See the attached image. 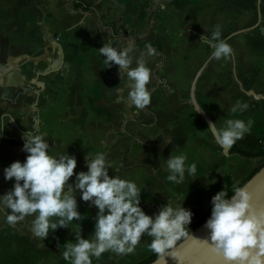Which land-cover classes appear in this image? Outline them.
I'll list each match as a JSON object with an SVG mask.
<instances>
[{
  "label": "crops",
  "instance_id": "0c3cea01",
  "mask_svg": "<svg viewBox=\"0 0 264 264\" xmlns=\"http://www.w3.org/2000/svg\"><path fill=\"white\" fill-rule=\"evenodd\" d=\"M217 25L233 54L207 63L213 49L200 37H211ZM244 28L251 29L228 35ZM108 41L118 48L131 42L134 57L149 44L155 49L147 58L146 108L126 103V73L121 81L118 66L108 68L98 51ZM237 101L247 104L244 112L230 111ZM205 115L218 128L226 119H250V132L236 143L249 152L264 148V0H0V196L15 183L4 179V169L27 156L23 146L4 140L24 143L23 134L37 130L50 155L76 157L77 174L87 171L86 156L104 153L110 176L140 188L148 215L168 200L207 214L212 197L226 191V176L237 185L264 158L227 155ZM181 153L197 171L175 184L167 179L166 160ZM80 197L77 191L83 219L50 230L45 240L30 231L34 217L12 227L0 211V254L11 252L10 264H70L64 245L75 243L79 226L89 238L98 212ZM150 242L145 236L134 253H104L93 264H136L153 254Z\"/></svg>",
  "mask_w": 264,
  "mask_h": 264
},
{
  "label": "clouds",
  "instance_id": "9594fccd",
  "mask_svg": "<svg viewBox=\"0 0 264 264\" xmlns=\"http://www.w3.org/2000/svg\"><path fill=\"white\" fill-rule=\"evenodd\" d=\"M200 42L208 44L213 51L207 63L233 54L231 46L221 39L220 26H215L211 37L204 34ZM99 53L104 63L111 68L118 66L127 80L122 81L128 89L127 101L136 109H144L151 102V93L147 85L151 79V70L147 67V58L156 55L149 44L145 52L134 57V48L114 47L111 41L104 43ZM135 61V67H132ZM123 92L124 88L117 87ZM247 104L239 101L231 107L232 113L244 112ZM199 113H203L201 110ZM14 122V121H13ZM252 121L226 119L223 126L209 122L215 142L227 151L238 140L249 133ZM37 130L23 134V151L27 153L23 163L16 161L4 169V179L15 183L13 188L0 196V211L6 215L9 225L15 227L26 217H34L30 231L34 237L45 240L49 231L68 228L73 221L83 219L78 211L76 192L81 199L95 206L94 232L84 238L82 229L75 233V243H66L62 255L70 264H93V258L99 259L104 253L117 256L135 252L143 237L151 238L147 245L163 264H196L195 257H218L223 264H262L264 258V209H257L254 195L246 187H237L234 194L227 198L225 190L212 197L211 215L204 227L206 238L194 237L189 230L193 213L183 206H173V202L160 207L154 215L144 212L141 205V190L133 181L119 176H110L111 163L104 153H97L91 160L85 157L87 171L75 172L77 159L66 152L50 155V145ZM187 157L181 153L171 155L166 160L168 181L175 184L184 182L186 173L195 178V163L186 166ZM75 176L74 183H69ZM194 242L186 254L179 251L178 242ZM201 264H207L201 261Z\"/></svg>",
  "mask_w": 264,
  "mask_h": 264
},
{
  "label": "water",
  "instance_id": "95a60500",
  "mask_svg": "<svg viewBox=\"0 0 264 264\" xmlns=\"http://www.w3.org/2000/svg\"><path fill=\"white\" fill-rule=\"evenodd\" d=\"M258 14H259V19L261 18V1L258 2ZM251 28H244L237 30L233 32L230 37H233L237 34L246 32L250 30ZM250 94H255L254 92H249ZM205 119L208 122H213L212 119L205 115ZM212 132V130H211ZM230 149L225 151L227 155L230 154ZM246 187L249 192H251L254 195V201L253 203L255 204L256 208L259 209H264V165L255 173L253 174L242 186L241 188ZM230 198V197H229ZM210 216H208L198 227H196L191 233L193 234L194 237L197 238H206L208 235V232L206 228L204 227L206 221L209 219ZM180 245L179 251L182 254H186L188 250L192 247L195 246L194 242H179ZM196 264H201V261H206L207 264H223V261L218 258V257H211V256H197L195 258ZM262 259V264H264V258ZM148 264H163V262L157 257L154 259L152 262ZM169 264H174L173 261L169 260Z\"/></svg>",
  "mask_w": 264,
  "mask_h": 264
},
{
  "label": "trees",
  "instance_id": "16d2710c",
  "mask_svg": "<svg viewBox=\"0 0 264 264\" xmlns=\"http://www.w3.org/2000/svg\"><path fill=\"white\" fill-rule=\"evenodd\" d=\"M77 2H79L80 0H76ZM80 4V3H79ZM76 4V5H79ZM3 144H8V145H16V146H23L24 143L21 141H16V140H11V139H6L4 140ZM2 144V145H3ZM231 153H237V154H241L247 158H264V148L261 149L258 152H249L243 148H240L237 143H235L232 148H231ZM264 165V162L259 165L257 168H255L251 174L246 178V180H244L243 182L239 183V184H235V182L233 181L231 176H226V194H227V198L231 197L234 194V190L237 187H241L253 174H255L262 166ZM193 213V216L195 218V221L191 222V224L189 225V230L193 231L196 227H198L208 216L211 215V211L207 214H201L198 210L196 209H192L190 210ZM179 243V242H178ZM157 258V255L155 253L149 255L148 257L142 259L141 261H139L136 264H148L150 262H152L154 259Z\"/></svg>",
  "mask_w": 264,
  "mask_h": 264
},
{
  "label": "rangeland",
  "instance_id": "374dc122",
  "mask_svg": "<svg viewBox=\"0 0 264 264\" xmlns=\"http://www.w3.org/2000/svg\"><path fill=\"white\" fill-rule=\"evenodd\" d=\"M233 32L230 31V33L228 34L229 36L232 34ZM32 254V253H31ZM27 255V254H26ZM57 259H58V255L57 254H53ZM0 256L2 257V259H0V264H10L12 257H11V252L8 253H2L0 254ZM13 259L16 262V257L14 256Z\"/></svg>",
  "mask_w": 264,
  "mask_h": 264
}]
</instances>
